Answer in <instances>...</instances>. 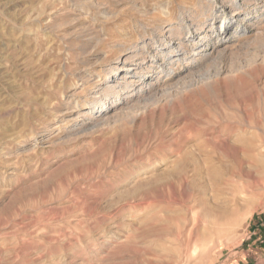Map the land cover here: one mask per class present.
<instances>
[{"label": "rangeland", "instance_id": "1", "mask_svg": "<svg viewBox=\"0 0 264 264\" xmlns=\"http://www.w3.org/2000/svg\"><path fill=\"white\" fill-rule=\"evenodd\" d=\"M0 264H264V0H0Z\"/></svg>", "mask_w": 264, "mask_h": 264}, {"label": "bare ground", "instance_id": "2", "mask_svg": "<svg viewBox=\"0 0 264 264\" xmlns=\"http://www.w3.org/2000/svg\"><path fill=\"white\" fill-rule=\"evenodd\" d=\"M203 217V216H202Z\"/></svg>", "mask_w": 264, "mask_h": 264}]
</instances>
